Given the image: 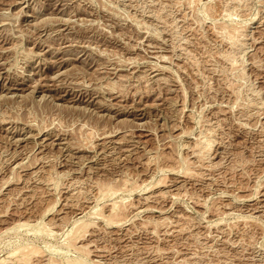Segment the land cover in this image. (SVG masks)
<instances>
[{
  "label": "rangeland",
  "instance_id": "1",
  "mask_svg": "<svg viewBox=\"0 0 264 264\" xmlns=\"http://www.w3.org/2000/svg\"><path fill=\"white\" fill-rule=\"evenodd\" d=\"M69 260L264 264V0H0V264Z\"/></svg>",
  "mask_w": 264,
  "mask_h": 264
},
{
  "label": "bare ground",
  "instance_id": "2",
  "mask_svg": "<svg viewBox=\"0 0 264 264\" xmlns=\"http://www.w3.org/2000/svg\"><path fill=\"white\" fill-rule=\"evenodd\" d=\"M210 142V141H209ZM200 145V144H199ZM194 146H196V145H194ZM207 149V148H206ZM199 150V149H198ZM204 150V149H203ZM208 150V149H207ZM200 153H201V151H200ZM197 155V154H196ZM91 187V186H90ZM107 189V188H106ZM113 191V190H112ZM104 196V195H103ZM165 197V196H164ZM153 198V197H152ZM156 199V198H155ZM157 201V200H156ZM201 203V202H200ZM114 206V205H113ZM103 207V206H102ZM114 208H116L115 206H114ZM119 209H123V208H119ZM119 209H115L117 212L116 213H118L120 210ZM115 210H113L114 211V213H113V211L111 212L112 213V215H111V217L109 216V219H110V221L112 222V223H116V219L114 218L115 217ZM111 211V210H110ZM121 213H122V211H120ZM120 212L118 213L119 214V216H120ZM115 214V215H114ZM123 214V213H122ZM122 214H121V216H122ZM105 216V215H104ZM118 216V215H117ZM120 216V217H121ZM108 218V217H107ZM119 218V217H118ZM103 219V218H102ZM106 219V218H105ZM108 219V220H109ZM113 221H112V220ZM115 220V221H114ZM118 220H120V219H118ZM109 221V222H110ZM121 221V220H120ZM119 221V222H120ZM111 223V224H112ZM78 224V223H77ZM83 224V223H82ZM88 224V223H87ZM90 224V223H89ZM118 224V223H117ZM75 225V224H74ZM81 225V224H80ZM21 226V225H20ZM76 226V225H75ZM83 226V225H82ZM117 226V225H116ZM81 228V227H80ZM84 228H85V226H84ZM83 229V228H82ZM76 231V230H75ZM73 234H75V233H73ZM50 235V234H49ZM78 235V234H77ZM75 237H76V235H74ZM73 239V238H72ZM37 248V247H36ZM34 249H35V247H34ZM70 249V248H69ZM73 249V248H72ZM75 249V248H74ZM14 250V249H13ZM30 250H31V252H33L34 253V255H35V253L37 254L38 252L36 251V252H34V250L32 249V244H31V246L29 245V244H26V246L24 247V248H22V250L20 251V253H18V254H21V255H19V256H15L16 258H17V260L16 261H18L19 263L21 262V261H23V263H25L26 262V260H25V257L27 258V256H29V253L28 252H26V251H29L30 252ZM33 250V251H32ZM49 250V249H48ZM19 251V250H18ZM17 251V252H18ZM50 251V250H49ZM77 251V250H76ZM11 253V252H10ZM27 253V254H26ZM56 254V253H55ZM12 255V254H11ZM10 255V256H11ZM31 255V254H30ZM12 256H14V254L12 255ZM9 259V258H8ZM11 260V259H10ZM40 261V260H39ZM51 261V260H50ZM70 261V260H69ZM1 262V261H0ZM7 263V262H6ZM10 263H11V261H10ZM51 263V262H50ZM61 263V262H60ZM66 263V262H65ZM9 264V263H8ZM28 264V263H27ZM51 264H53V262L51 263ZM68 264H83L81 261H79V260H72V261H70V262H68ZM86 264V263H85Z\"/></svg>",
  "mask_w": 264,
  "mask_h": 264
}]
</instances>
